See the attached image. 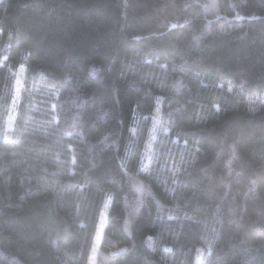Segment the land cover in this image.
<instances>
[{
    "label": "trees",
    "instance_id": "obj_1",
    "mask_svg": "<svg viewBox=\"0 0 264 264\" xmlns=\"http://www.w3.org/2000/svg\"><path fill=\"white\" fill-rule=\"evenodd\" d=\"M0 264H264V0H0Z\"/></svg>",
    "mask_w": 264,
    "mask_h": 264
},
{
    "label": "rangeland",
    "instance_id": "obj_2",
    "mask_svg": "<svg viewBox=\"0 0 264 264\" xmlns=\"http://www.w3.org/2000/svg\"><path fill=\"white\" fill-rule=\"evenodd\" d=\"M19 81L17 80L16 81V91H18L19 89ZM102 217L99 218L98 220V223H97V227H96V232H95V236L93 238V241H94V245H95V248L97 249L98 247V243H99V240H100V236H101V233H102Z\"/></svg>",
    "mask_w": 264,
    "mask_h": 264
}]
</instances>
